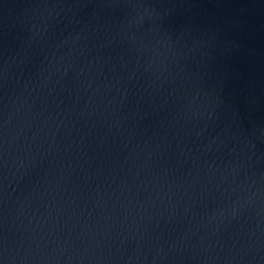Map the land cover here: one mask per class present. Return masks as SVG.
Instances as JSON below:
<instances>
[{"label":"water","instance_id":"obj_1","mask_svg":"<svg viewBox=\"0 0 264 264\" xmlns=\"http://www.w3.org/2000/svg\"><path fill=\"white\" fill-rule=\"evenodd\" d=\"M0 264H264V0H0Z\"/></svg>","mask_w":264,"mask_h":264}]
</instances>
